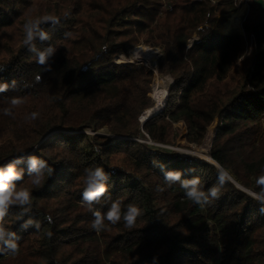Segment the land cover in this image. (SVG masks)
Masks as SVG:
<instances>
[{
  "label": "trees",
  "instance_id": "16d2710c",
  "mask_svg": "<svg viewBox=\"0 0 264 264\" xmlns=\"http://www.w3.org/2000/svg\"><path fill=\"white\" fill-rule=\"evenodd\" d=\"M242 4V33H220L225 15ZM45 15L60 22L41 24L51 38L33 43L56 48L51 72L23 43L24 24ZM262 16L261 0H0V86H7L0 165L23 156L18 186L32 192L30 211L20 218L14 206L4 218L19 251L0 253V264H264V214L246 192L260 191L255 179L264 170ZM140 43L159 50L156 74L167 92L162 110L143 124L154 74L114 61ZM15 97L24 102L5 115ZM32 112L36 120L27 119ZM178 122L187 145H200L214 124L207 154L232 178L203 208L180 181L165 180V172L178 171L181 181L199 178L204 191L218 183L219 168L164 147L171 145L167 128ZM102 129L108 136L96 134ZM29 155L54 169L38 187L27 177ZM95 166L110 174L95 208L106 212L117 198L135 203L143 215L134 228L121 221L92 229L81 199L85 169ZM28 220L40 221V230L24 228Z\"/></svg>",
  "mask_w": 264,
  "mask_h": 264
},
{
  "label": "clouds",
  "instance_id": "9594fccd",
  "mask_svg": "<svg viewBox=\"0 0 264 264\" xmlns=\"http://www.w3.org/2000/svg\"><path fill=\"white\" fill-rule=\"evenodd\" d=\"M59 18L55 15H45L36 19H29L23 26L24 28V45L35 56L36 62L45 66V71H52L51 65L48 63L49 58L56 52V48L49 45L45 48L38 49L33 41L39 37L42 41H47L51 37L48 32L41 28V24L49 23L53 27L59 24ZM72 36L71 32H65L64 38L68 39ZM40 76L36 77L39 82ZM7 90V86H0V91ZM24 102L23 98L15 97L11 99V106L4 108L2 111L5 115H13V109ZM39 117L38 112H32L27 119L36 120ZM99 151V149H97ZM23 156L10 160L6 164L0 165V253H11L15 255L19 251L17 240L19 237L15 232L10 231L5 227L3 221L8 215L10 208L16 206L22 209L19 217L22 218L25 213L32 209V192L28 187L18 186V182H22L25 178V170L19 165L23 164ZM27 177L34 186H40L45 180V174L51 176L54 169L49 166L47 161L40 159L35 155H29L27 158ZM194 171V170H193ZM181 173L176 171L165 172V180L169 184L175 181H180V187L184 190L185 196L192 201L193 204L205 207L210 204L212 200L219 197L221 188L226 180L230 181L232 178L229 173L220 169L218 172V183L213 185L207 191L200 187L199 178L181 181ZM110 174L101 166H95L85 169L84 185L82 192L81 203L93 215L94 219L91 227L97 233L105 231L108 225H116L123 221L126 228L132 229L136 225V221L143 215L142 209L135 203H128L125 205L123 200L117 198L111 200L106 212H101L95 208L96 204H100L102 199L108 193V180ZM255 184L260 188L259 192L247 190V194L260 204V213L264 214V170L255 179ZM45 219L52 223V217L47 216ZM107 221V224H106ZM29 225H34L37 231L41 228L40 221L28 220L23 227L27 228ZM52 235L51 232L48 233ZM156 258H154L155 260Z\"/></svg>",
  "mask_w": 264,
  "mask_h": 264
},
{
  "label": "rangeland",
  "instance_id": "374dc122",
  "mask_svg": "<svg viewBox=\"0 0 264 264\" xmlns=\"http://www.w3.org/2000/svg\"><path fill=\"white\" fill-rule=\"evenodd\" d=\"M246 5V12H247V4ZM246 14V13H245ZM225 19L227 20L228 22V18L227 16L225 15ZM244 19V18H243ZM226 22V23H227ZM223 26V25H222ZM220 26L219 29L222 27ZM144 43H140V45H138V48L139 46L141 47H144V45H146L145 47H147L148 45L147 44H144ZM135 48V47H134ZM133 48V49H134ZM148 48H150L148 46ZM130 49V48H129ZM129 49H127V54H128V57L126 58V53L124 56H119V57H116L117 60L114 58V61L115 62H124V61H132L133 63L137 62V61H134V60H130L129 59ZM151 49H154L155 52H156V57L159 55V50L157 48H151ZM132 50V49H131ZM140 64H143L140 62ZM147 68H149L147 65H146ZM151 70H154L153 74H154V81H153V84H152V87H151V93H153L154 90H157V91H161L165 94V99H166V88H165V84H166V81L165 80H160L158 79L157 77V74L155 72V68H150ZM150 94H149V97H150ZM164 99V101H165ZM152 100V99H151ZM153 102V100H152ZM164 104V102H163ZM164 106V105H162ZM213 128H214V124H212L208 129H207V132L205 134V137L202 141V143L200 145H187L184 141V134H185V129L182 125L181 122H178V123H172L169 125L168 127V132H169V136H168V139L171 143V145H167L165 146L166 148L178 153L179 155L181 156H195L203 161H208L211 163V161L209 160V156H208V151H209V146H210V142H211V139H212V131H213ZM96 134L98 136H108L107 132L105 129H102V130H99L96 132ZM209 137V140L207 142V145L204 146V143H205V138L206 137ZM52 137V135H50L48 139H50ZM112 138V137H110ZM139 142H145V143H150L148 140L146 139H141L139 138L138 139ZM46 141V140H45ZM151 144V143H150Z\"/></svg>",
  "mask_w": 264,
  "mask_h": 264
},
{
  "label": "bare ground",
  "instance_id": "6f19581e",
  "mask_svg": "<svg viewBox=\"0 0 264 264\" xmlns=\"http://www.w3.org/2000/svg\"><path fill=\"white\" fill-rule=\"evenodd\" d=\"M245 13L246 5L242 4L235 12L226 14L228 22L219 29V32L222 34L242 33L240 23L244 18ZM129 59L141 62L147 65L149 68L154 69L156 52L154 49L148 47L134 48L129 52ZM150 98L153 100L152 110L160 109L161 111L163 108L162 105L165 104V94L161 91L154 90L153 93L150 94ZM150 111L151 109L145 110L140 117L144 118L148 113H150Z\"/></svg>",
  "mask_w": 264,
  "mask_h": 264
},
{
  "label": "water",
  "instance_id": "95a60500",
  "mask_svg": "<svg viewBox=\"0 0 264 264\" xmlns=\"http://www.w3.org/2000/svg\"><path fill=\"white\" fill-rule=\"evenodd\" d=\"M243 20V19H242ZM159 55L156 57L155 59V64H154V68H155V72H156V61L158 59ZM127 62H132V61H127ZM135 63H140V62H135ZM144 66H146L145 64H143ZM149 70H151L150 68H148ZM152 72H154V70H151ZM153 107H150L149 109H151L150 113H148L144 118H141L140 116L142 115V113L145 111H143L140 116H139V120H140V123L143 124L148 118H150L151 116L157 114L159 110H152ZM149 109H146V110H149ZM111 137V136H110ZM112 138H115V137H112ZM211 164H213L214 166H216L217 168H219L216 164H214L213 162H211ZM220 169V168H219ZM247 192V191H246Z\"/></svg>",
  "mask_w": 264,
  "mask_h": 264
},
{
  "label": "built area",
  "instance_id": "2783aa9c",
  "mask_svg": "<svg viewBox=\"0 0 264 264\" xmlns=\"http://www.w3.org/2000/svg\"><path fill=\"white\" fill-rule=\"evenodd\" d=\"M261 2H262V9H263V16H262V18H263V22H264V0H261ZM136 140L139 141L138 139H136Z\"/></svg>",
  "mask_w": 264,
  "mask_h": 264
},
{
  "label": "crops",
  "instance_id": "0c3cea01",
  "mask_svg": "<svg viewBox=\"0 0 264 264\" xmlns=\"http://www.w3.org/2000/svg\"><path fill=\"white\" fill-rule=\"evenodd\" d=\"M241 34V33H240ZM167 130H168V128H167Z\"/></svg>",
  "mask_w": 264,
  "mask_h": 264
}]
</instances>
